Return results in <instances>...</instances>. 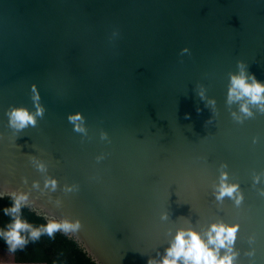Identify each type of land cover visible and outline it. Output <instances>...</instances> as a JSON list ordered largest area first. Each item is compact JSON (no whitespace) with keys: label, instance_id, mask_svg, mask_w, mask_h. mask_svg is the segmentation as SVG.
I'll use <instances>...</instances> for the list:
<instances>
[{"label":"water","instance_id":"water-1","mask_svg":"<svg viewBox=\"0 0 264 264\" xmlns=\"http://www.w3.org/2000/svg\"><path fill=\"white\" fill-rule=\"evenodd\" d=\"M241 66L264 82V0H0V188L78 219L65 234L96 264H158L218 221L240 225L234 264H264V111L228 101Z\"/></svg>","mask_w":264,"mask_h":264},{"label":"clouds","instance_id":"clouds-1","mask_svg":"<svg viewBox=\"0 0 264 264\" xmlns=\"http://www.w3.org/2000/svg\"><path fill=\"white\" fill-rule=\"evenodd\" d=\"M229 79V102L246 98L245 103L240 105V111L245 116L252 115L248 104L257 105L259 110L264 111V82L258 81L251 73H246L243 66H241L239 73L231 74ZM33 91L34 100H38V94L35 93L34 86ZM41 113L42 109L37 105L35 115H40ZM7 115L9 116L10 126L16 129H22L28 124H35V115L24 108H11ZM80 118L79 113L69 117L73 121ZM237 119L240 118L237 117ZM76 128L77 130H82L79 125ZM37 168L43 170L44 165L38 164ZM226 178L227 173L221 172L219 183L215 185V197L219 201L227 195L233 198L235 204L239 205L244 199L243 193L239 189V184H229L226 182ZM259 180V174L253 178L254 183ZM56 185L57 181L54 177L45 178V188L54 191ZM32 186L38 187V183L33 181ZM258 191L261 195H264V189H259ZM6 196L11 200V204L4 206L2 211L4 215L10 216L11 219L0 226V240L3 241L6 251L9 253H15L17 249H23L29 241H36L42 234L52 237L56 231L67 233L80 227L78 219L75 221L58 219L36 209L33 202L28 199V193L26 192L0 188V200ZM24 206L32 207V210L37 215H43L46 223L33 226L30 222L23 219L20 210ZM239 227L238 223L218 221L211 223L203 233L190 227L177 229L158 264H234L236 253L232 251V246L236 240ZM221 248L225 249L223 254L220 253ZM248 255H252V252H249ZM148 264H154V262L149 260Z\"/></svg>","mask_w":264,"mask_h":264},{"label":"trees","instance_id":"trees-1","mask_svg":"<svg viewBox=\"0 0 264 264\" xmlns=\"http://www.w3.org/2000/svg\"><path fill=\"white\" fill-rule=\"evenodd\" d=\"M10 204L11 200L8 197L0 200V226L11 219L2 211L4 206ZM20 214L33 226L46 223L44 216L37 215L25 206L21 208ZM0 251L7 252L2 240ZM9 254L18 264H96L74 240L61 231H56L52 237L42 234L36 241H29L23 249H17L15 253Z\"/></svg>","mask_w":264,"mask_h":264},{"label":"crops","instance_id":"crops-1","mask_svg":"<svg viewBox=\"0 0 264 264\" xmlns=\"http://www.w3.org/2000/svg\"><path fill=\"white\" fill-rule=\"evenodd\" d=\"M0 264H18L14 261V258L11 254L0 251Z\"/></svg>","mask_w":264,"mask_h":264}]
</instances>
